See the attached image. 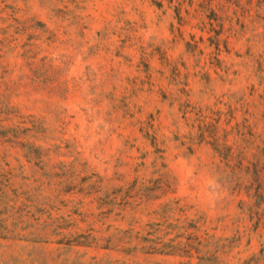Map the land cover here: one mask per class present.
<instances>
[{"label":"rangeland","instance_id":"1","mask_svg":"<svg viewBox=\"0 0 264 264\" xmlns=\"http://www.w3.org/2000/svg\"><path fill=\"white\" fill-rule=\"evenodd\" d=\"M0 264H264V0H0Z\"/></svg>","mask_w":264,"mask_h":264}]
</instances>
